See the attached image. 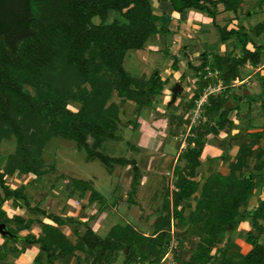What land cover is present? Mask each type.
Masks as SVG:
<instances>
[{"label": "trees", "instance_id": "16d2710c", "mask_svg": "<svg viewBox=\"0 0 264 264\" xmlns=\"http://www.w3.org/2000/svg\"><path fill=\"white\" fill-rule=\"evenodd\" d=\"M160 1H168L177 12L194 9L206 14L219 28L220 41L235 37L241 53L203 51L200 64H188L199 78L197 90L184 104L185 111L196 105L207 85L206 68L217 72L226 88L210 95L203 104L204 131L191 128L195 134L186 138L187 144L178 156L185 164H176L173 169L172 205L167 188L153 232L146 235L125 223L113 225L105 236H100L89 224L77 221L84 229L76 230L75 241H71L58 226L72 222L73 218L63 221L61 215L32 205L24 193L26 184L12 188L6 183V177L15 171L41 177L47 172L41 158L45 143L53 137L66 138L84 149L87 159L98 158L109 169L115 164L131 165L128 199L133 201L141 178L137 161L103 154L100 148L108 139L117 137V125L121 121L120 105L111 100L113 93L139 108L151 105L152 98L162 94L167 80L155 70L148 78L133 76L125 68L124 60L129 50L143 49L150 38L164 30L154 19L152 0H0V140L14 136L16 141L14 152L0 166V222L15 224L17 228H11V232L19 235V238L4 239L0 244V257L18 252V248L6 246L8 242L24 241L39 247L34 264H55L66 256L80 259L77 252L85 254L82 260L87 264H112L120 253L124 255L121 264H152L162 256L174 220L187 221L181 202L193 197L195 206L190 220L201 222L198 228L202 236L187 264H202L209 259L218 236L229 225L234 228L236 219L244 214L240 208L253 195L255 173L244 174L243 169L253 155L260 132L252 133L248 141L239 145L229 174L214 173L200 185L195 179L196 167L200 164L202 138L209 124L208 130L214 133L217 130L211 124L213 121L218 128L231 124L230 108L225 104L232 81L240 77L246 64L258 66L262 61L264 45L255 44L250 32L260 36L264 32V21L251 29L240 24L223 31L215 22L218 5L222 4L224 11L239 19L244 0ZM258 4L263 6L264 0H259ZM111 12L119 17L108 21ZM95 17L99 18L97 23L93 21ZM249 44L253 48H249ZM172 69L178 70L175 59ZM234 98L237 100L238 96ZM70 101L79 102V108H69ZM258 155L263 158L264 150ZM263 166L261 163L253 168L259 171ZM71 183V191L78 189L83 194L90 189V202L101 199L88 181L73 179ZM7 200H11L15 208L24 206L52 222L19 214L8 216L2 208ZM248 216L257 232L246 238L251 248L244 254L235 251L229 254L228 246L224 247L218 264H264V244L260 242L264 233V200L259 201ZM35 223L41 225L38 234L30 232ZM24 230L28 232L20 235Z\"/></svg>", "mask_w": 264, "mask_h": 264}, {"label": "rangeland", "instance_id": "374dc122", "mask_svg": "<svg viewBox=\"0 0 264 264\" xmlns=\"http://www.w3.org/2000/svg\"><path fill=\"white\" fill-rule=\"evenodd\" d=\"M258 1H245L243 4L244 8L242 5L239 13L238 18L240 19H238V23L237 18L233 20V24L236 27L239 26L238 24H245L247 29H251L255 24L264 21V5L259 6ZM152 3L155 6L154 16L158 26L166 29L165 22L159 21V17H163V13L161 14L162 9L165 13V20H170L174 25H168L167 28L169 29L160 31L153 36L147 42L148 46L143 49L129 50L124 60V66L136 77L148 78L155 70L164 80H167L165 86L169 90L163 93L164 96L167 94V97L154 96L151 105L139 108L132 101L125 99L122 101L113 93L111 100L120 105L119 116L121 121L117 125V137L108 139L100 148L103 154L135 158L140 168L141 177L146 172L147 176L145 175V179L148 182L146 181L143 186H138L137 192L133 196L134 200L129 201L128 199L132 178L131 165L115 164L109 169L98 158L87 159L85 150L79 148L73 140L66 138L53 137L45 143L41 158L44 162V169L47 172L42 175L44 181L41 182V185L37 178L35 180L32 179V175L20 174L17 171L13 175L6 177V183L12 188L26 184L25 192L27 193H24L31 200V204L39 205L47 212L61 215V219L63 216H66V218L74 217L76 219L90 216L86 220L87 222L90 221V225L100 236H105L113 225H123L125 223H129L146 235H150L153 232L154 222L161 210L164 192H166V188L170 190L171 184L174 185L175 176H172L171 171H168L165 175L164 171L159 172L154 169L147 174V171L142 168V163L149 156L155 153L159 154L164 150L169 153V156L175 157L177 152H180L179 150H182L186 146V138L192 133L191 128H199L203 132V124L206 122L202 108L198 111H195L196 105L186 111L184 108V104L189 101L195 90H197L196 81L199 78V75L188 64L189 62L193 65L200 64V54L203 51L231 52L234 55H240L241 53L240 45L236 43L235 37L232 40L221 42L218 27L214 25H210V28L201 27V25L207 24V21H205L207 19L204 17L186 10L183 12L174 11L169 5H165L164 7H161L162 5L159 6L160 3L168 4V1L152 0ZM219 7L223 9L222 4H219ZM247 10H249L250 15H248L249 12L247 13ZM202 15L210 18L206 14ZM230 16L233 18V14H230ZM115 17L119 16L111 12L108 21H111ZM225 19H228L227 16H224ZM178 20L184 23L182 24L183 26L180 24L182 26L180 29L175 27ZM93 21L97 23L99 18L95 17ZM224 27H226L225 24ZM250 34L255 44L264 45V32L260 36H256L251 32ZM248 46L249 48H253L251 44ZM174 59L177 61V71L179 74L175 73L176 70L172 69ZM261 62L264 63V53ZM253 71L254 68L246 67L245 65L241 69L238 83L236 82L237 80L232 81L231 88L233 89L229 91V100L225 104L226 108H230L229 116L233 117L231 124L226 125L224 128H218L213 121L211 124L217 130V133L208 130L211 126L209 124L207 133L202 138V154L200 156V164L196 167L195 177L200 183L205 182L213 172L223 175L229 174L230 163L235 160L239 145L248 141L252 133L260 132L261 134L256 145L253 147V155L247 160V167L243 169L244 174L250 171L255 173L253 195L242 203L240 212H244V214L236 219L235 227L233 228L232 225H229L227 230L218 236L215 246L208 254L209 259H205L202 264H218L221 258V251L227 246L229 254L233 251L242 254L246 253L251 248L246 238L250 234H257L248 214H251L259 201L264 200V171H261V169L257 171L253 168L255 165L264 164V155L261 159L258 155L259 152L261 153V150H264V120L254 119V116H256L254 112L263 115V108L260 102L252 103L254 100L250 102L244 93H242L243 100L237 101L234 98L237 95L235 92L239 90L242 92L244 88H249V91L253 92L254 87L256 89V86H258L256 81L259 80V75L253 74ZM208 81L215 82L216 77H210ZM177 82L183 87L181 95H178V100L181 98V102L177 107H171L168 105V100L171 98V89ZM26 88L34 92V89L30 86L26 85ZM257 88L260 89L261 86ZM79 106L80 103L77 101L69 102V108L72 110L78 109ZM235 106H237L239 111L237 115H235V112H232ZM160 109L165 114L163 118L166 119L167 123L162 129L157 125L149 124L153 129H149L148 131L145 129V131L149 135L155 134V132L157 134L158 132L162 140V147H159V150L154 153L150 152L149 155H144L143 151L138 148L141 132H143L141 131V125L143 124V120H148L150 115H153L155 119H162L161 114H159ZM249 111L250 114L254 115L242 121L243 117L246 118L245 116ZM179 116L182 118L181 122ZM234 126L235 129L233 128ZM236 128L239 130L236 131ZM253 129L256 131H253ZM250 130L253 132L249 133ZM15 145L14 136L0 140L1 167L4 165L7 156L14 152ZM149 146H152L151 150H155L153 141L149 142ZM219 150H221L220 153ZM175 164L183 166L185 161L178 159ZM73 179L88 181L92 188L101 195V199L96 200L95 204H91L88 202L90 189L83 194L78 189L71 191ZM172 190H174L173 187ZM199 193L200 190L197 192V196ZM181 206L183 208V215L187 221L186 223H179L174 220V234L180 238L179 251L176 253L175 258L176 264H187L196 243L202 236L198 228L201 222L190 220L195 206L193 197L186 198ZM2 208L8 216L17 213L28 218L31 215L29 213H32L27 208H24V210L18 208L17 210L12 205L11 200H7ZM99 218L100 222L98 221ZM45 221L49 220L45 218ZM68 223L70 225H63L61 228L68 234L71 241H75L76 234L73 230L82 232L84 227L82 225L78 227L79 223L75 221ZM75 223L77 225H74ZM38 226L36 223L33 224L31 228L32 232L37 234L39 230ZM7 228L11 230V228H17V226L10 223L7 225ZM26 231H20L19 234L24 235L27 233ZM4 239L0 234V243H3ZM260 242L264 244V233L260 236ZM6 246L9 248L16 247L18 248V252H8L5 258L0 257V264H14L17 254L23 251H26V255L29 256L36 248L39 252L38 245H29L24 241L8 242ZM77 254H79L81 260L75 256H66L55 261V264H87L82 260L85 254L82 252H77ZM123 260L124 255L120 253L117 260L112 264H121Z\"/></svg>", "mask_w": 264, "mask_h": 264}, {"label": "crops", "instance_id": "0c3cea01", "mask_svg": "<svg viewBox=\"0 0 264 264\" xmlns=\"http://www.w3.org/2000/svg\"><path fill=\"white\" fill-rule=\"evenodd\" d=\"M244 1H246V0H244ZM162 5V6H161ZM165 5H169V4H159V6H161V7H164ZM243 8H244V5H243ZM186 11H190V12H194L195 13V15H200V16H202V17H204L205 19H207V20H205V21H207V24H206V22H205V24L206 25H201V27H203V26H205V27H207V28H210V25H213V22H212V19L211 18H207V17H205V16H203L202 14H204V13H201V12H199V11H197V10H194V9H188V10H186ZM248 12H249V10H247ZM219 12H221V13H218L217 14V16H216V19H215V22H216V24L218 25V26H220L221 28H222V30L223 31H227V30H229L230 28H232V27H236V25L235 24H233L234 23V21L233 20H235L234 18V16H233V18L230 16V12H226V11H224L223 9H220V7H219ZM247 12V13H248ZM154 13H155V6H154ZM163 13V17L161 18V17H159V21L160 22H162V21H164L165 22V26H166V29H169V28H167V26L168 25H174V24H172L171 23V21L170 20H165V13H164V11H163V9H162V11H161V14ZM173 13H176V12H173ZM248 15H250V12L248 13ZM224 16L226 17L227 16V20L225 19L224 20ZM247 16V15H246ZM230 17V18H229ZM174 18V17H173ZM203 18V19H204ZM247 18V17H246ZM154 19H155V16H154ZM230 19H232V20H230ZM240 19V18H239ZM156 20V19H155ZM162 20V21H161ZM223 23V24H222ZM237 23H238V19H237ZM182 24H184V23H182L181 21H179L178 20V23H177V26H175V27H177L178 29H180V27H182L181 25ZM224 24L226 25V27H224ZM238 25H240V24H238ZM241 25H244L245 26V24H241ZM164 26V25H163ZM196 26V25H195ZM162 30H164V31H166V29H164V28H161ZM184 31H185V29H184ZM150 39H152V38H150ZM229 40H232V38H230V39H228V41ZM146 46H148V44L146 43L145 44V46L144 47H146ZM220 53H222V52H220ZM263 56V55H262ZM175 57H177V56H175ZM263 62H261L258 66H254V67H252V65H250V64H246V67H251V68H254V71H253V74H258L259 75V80H257L256 82V84H258V86H261V88L260 89H258L257 87L258 86H256V89H255V87H254V91L253 92H250L249 91V88H244V90L241 92V90H239V91H237V92H235L236 94H237V96L239 97V99H237V101H240V100H243V95H242V93H244V95H246V97L249 99V101L251 102V101H253L252 103H256V102H260V105H261V107L263 108V115H261L260 113H256V112H254V114L256 115V116H254V119L256 118V119H263L264 120V105H262V104H264V63H263V65H261ZM175 73H178V71L176 70V72ZM179 74V73H178ZM177 74V75H178ZM162 79H163V77H162ZM240 78H236L235 80H237L236 82L238 83V80H239ZM234 80V81H235ZM232 86V85H231ZM164 90H163V92H162V94H160V95H157V96H161V97H164V98H166L167 97V94H165V96L163 95V93H166L169 89H167V86H164ZM233 89V88H232ZM235 91V90H234ZM241 92V93H240ZM181 95V94H180ZM156 96V97H157ZM179 99V97H177L176 98V100L175 101H173V102H171V98H170V100H168V105H170L171 107L172 106H174V107H177L179 104H180V102H181V98H180V100H178ZM177 100H178V102H177ZM165 101V100H164ZM162 110L160 109L159 110V114H161V118L162 119H155V118H153V115H150L149 116V118H148V120H143V124L141 125V131H143V132H141V139L139 140V142H138V148L141 150V151H143V154L145 155H149L150 154V152H156L157 150H159V147H162V140L160 139V136H159V133L157 132V134H156V132H155V134H148L146 131H145V129H147V131L149 130V129H153L149 124H153V125H157L159 128H163V126L167 123L166 122V119H164L163 117L165 116V114L162 112ZM232 112H235V115H237L238 113H239V111H238V109L237 108H235V109H233V111ZM164 114V115H163ZM249 114V115H248ZM248 114L245 116L246 118H244L243 117V119H242V121H244V119H247V118H250L251 116H253L252 114H250V111L248 112ZM261 115V116H260ZM229 118H230V120H232V118L233 117H230L229 116ZM147 123H148V125H147ZM137 124V123H136ZM144 125V126H143ZM234 129H235V126L233 127ZM239 129H237L236 128V131H238ZM253 131H256V130H254L253 129ZM253 131H249V133L250 132H253ZM157 136V137H156ZM150 141H153L154 142V144H155V146H154V149L155 150H151V147L152 146H149V142ZM232 144V143H231ZM179 151H181V150H179ZM221 152V150H219V153ZM179 153L180 152H177V154L175 155V157H171V156H169V153H167L165 150L163 151V152H161V153H159V154H157V153H155V154H153V155H151V156H149V158L147 159V160H144L143 161V163H142V165H143V167H142V165H141V167L143 168V170H145V171H147V174L150 172V171H152L153 169L154 170H158L159 172H163L164 171V174L166 175L167 174V172L168 171H171L172 172V176H174L173 175V169H174V166L176 165L175 163H176V161L178 160V156H179ZM264 171V166L262 167V169H261V171ZM215 172H213V174H214ZM212 173H211V175H213ZM225 174V173H224ZM146 172L145 173H143V175H142V177H141V182H140V186L142 185H144L145 183H146V181L148 182V180L147 179H145L146 178ZM210 175V176H211ZM209 176V177H210ZM208 177V178H209ZM38 179V181L40 182V185H41V182H43L44 181V178L41 176V177H35V176H33V178L32 179ZM207 178V179H208ZM196 179V178H195ZM34 180H33V182H34ZM197 180V179H196ZM199 181V180H198ZM206 181V180H205ZM204 182V181H203ZM202 182V183H203ZM202 183H200V185L202 184ZM42 187V186H41ZM172 187L174 188V185H172L171 184V186H170V190H169V195H168V199H169V201H170V205H172V196H171V194H172ZM167 189V188H166ZM25 193H27V192H25ZM263 193V192H262ZM164 194H165V192H164ZM259 197H261V196H259ZM30 200V199H29ZM134 200V199H133ZM164 200V199H163ZM185 200V199H184ZM183 200V201H184ZM31 201V200H30ZM182 201V202H183ZM88 202L89 203H91V204H95L96 203V200H94L93 202H90L89 200H88ZM182 202H181V204H182ZM163 203V202H162ZM257 204V203H256ZM258 205V204H257ZM18 208H20V209H22V210H24V206H21V207H17V210H18ZM26 209V208H25ZM28 210V209H27ZM32 213H35V214H32V213H29V214H31L30 216H28V218H35V219H39V220H41V221H45V218L46 217H44V216H42V215H40V214H38V213H36V212H34V211H31ZM17 214V213H16ZM19 215H21V214H19ZM21 216H23V215H21ZM23 217H25V216H23ZM64 217H66V216H64ZM88 217H90V216H87V218H86V216H83L82 218H80V219H76V218H74V217H72L73 219V221H75V222H77V221H80V222H83V223H87V224H89L90 225V221L89 222H87V220L86 219H88ZM26 218V217H25ZM69 218H71V217H69ZM100 218H101V216H100ZM100 218H99V222L101 221L100 220ZM48 219V218H47ZM67 219V218H66ZM49 221H45V222H52L50 219H48ZM66 221V220H65ZM98 223V222H97ZM37 225H39L38 227H39V230H38V232H37V234L40 232V228H41V225L39 224V223H36ZM63 225H70L68 222L67 223H64V224H62V225H56V226H58L64 233H65V231L61 228ZM74 225H77L76 223L74 224ZM81 224L79 223V225H78V227L80 226ZM91 226V225H90ZM173 229H175V226H174V223L172 224V226H171ZM26 231V230H25ZM74 231V233H75V230H73ZM96 231V230H95ZM26 232H28V231H26ZM30 232H32V229L30 230ZM97 232V231H96ZM32 233H34V232H32ZM34 234H36V233H34ZM66 234V233H65ZM67 236H68V234H66ZM69 237V236H68ZM0 244H2V242L0 243ZM39 252H38V249L36 248L35 249V251L33 250V253L29 256V255H26V251H23L22 253L20 252V253H18L17 254V258L15 259V261H14V264H34L33 262H31V261H33V258L38 254ZM8 254V253H7ZM6 254V255H7ZM5 255V256H6ZM2 258V257H1ZM5 258V257H4Z\"/></svg>", "mask_w": 264, "mask_h": 264}, {"label": "built area", "instance_id": "2783aa9c", "mask_svg": "<svg viewBox=\"0 0 264 264\" xmlns=\"http://www.w3.org/2000/svg\"><path fill=\"white\" fill-rule=\"evenodd\" d=\"M217 72H213L210 69L206 68V74L204 79H209L210 77H216V81H208L207 85L204 87L203 92L198 100H196V109L195 111L201 110L203 104L207 102V99L212 94H217L223 91L226 86L223 81L218 77ZM170 239L162 252V256L159 260L152 264H176V253L179 251L180 238L174 234L173 228L170 229ZM140 264V263H139ZM148 264V263H147Z\"/></svg>", "mask_w": 264, "mask_h": 264}, {"label": "water", "instance_id": "95a60500", "mask_svg": "<svg viewBox=\"0 0 264 264\" xmlns=\"http://www.w3.org/2000/svg\"><path fill=\"white\" fill-rule=\"evenodd\" d=\"M182 89H183V87L178 82L172 87V89H171V102L176 100L178 95L181 94ZM62 220L65 221L66 217L63 216ZM0 234L3 238H9V239L19 238V235L11 232V230H9L7 228V224L4 222H0Z\"/></svg>", "mask_w": 264, "mask_h": 264}]
</instances>
